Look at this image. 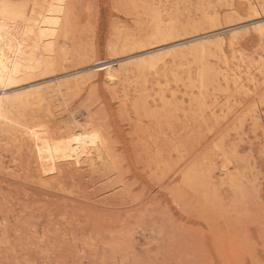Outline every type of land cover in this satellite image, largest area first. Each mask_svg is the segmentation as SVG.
Here are the masks:
<instances>
[{"label": "rangeland", "instance_id": "rangeland-1", "mask_svg": "<svg viewBox=\"0 0 264 264\" xmlns=\"http://www.w3.org/2000/svg\"><path fill=\"white\" fill-rule=\"evenodd\" d=\"M181 1L165 0L168 13L180 7L177 41L120 52L126 37L149 32L147 3L69 0L57 39L66 59L33 83L84 80L60 101L14 108V124L0 127V264H264V41L254 30L264 11L206 0L209 22L198 0ZM212 29L237 36L208 37L202 61L215 72L202 96L191 56L159 77L164 104L152 103L160 90L147 72L146 83L132 70L114 86L85 77ZM72 117L108 140L99 169L51 162L49 144Z\"/></svg>", "mask_w": 264, "mask_h": 264}, {"label": "bare ground", "instance_id": "bare-ground-1", "mask_svg": "<svg viewBox=\"0 0 264 264\" xmlns=\"http://www.w3.org/2000/svg\"><path fill=\"white\" fill-rule=\"evenodd\" d=\"M183 1L185 2L186 0ZM205 1L198 0L196 3L199 6H195V11L201 14V18L210 22V20H213L211 19L212 13H209L210 10L207 9ZM239 1L249 11L252 10L254 13L264 11V0ZM143 2L150 7L145 12L148 15L147 17H149V32L143 35L132 34L122 40L120 46L115 44L118 45L120 52L145 47L153 43H158L161 46L164 44L160 43L165 40L177 41L180 30L177 13L180 7L176 5L171 9L172 11L175 10V12L171 14L172 11L170 13L167 11L165 0H143ZM68 4L69 0H29L28 2L24 0H0V127H5L10 123L14 124L13 120L9 118V114L14 108L27 106V103L31 102V100L36 105H41L43 102L47 103L49 100L60 101L63 98L65 89L69 88L77 80L83 79L82 77L84 76H75L67 80L55 81L54 79L55 82L50 83H33L35 81L34 78L52 74L55 70L54 66L60 58L66 59L68 51H66L65 47L58 44L57 39L60 35H63L68 24ZM151 4L155 6L152 5V7ZM187 5L184 4L185 7ZM187 11L190 12V9L188 10L187 8ZM212 26L214 27L216 24ZM254 30L259 38L264 41V23L257 24ZM67 34L64 35V39ZM209 36L215 37L214 39L220 45L226 43L230 45L237 35L233 33L226 40L224 36L219 34V31L208 30L193 35V39H190L187 43L169 44L170 49H166L165 46L152 49L155 47L152 46V50L158 51L150 53L151 50L149 49L142 50L125 64L117 67L108 63L102 64L98 67V70H93L84 75L114 86L123 82L127 72L132 70H135L137 79L146 83L148 81L147 72L151 75V83L157 86L155 90H160L154 93L156 97L152 96V103L156 104L155 101L157 99L158 103L164 104L165 96L159 77L165 78L166 74L172 70L171 66L176 65L177 59H186V62L188 60L187 57L191 56L197 63L196 87L198 95L202 96L207 88L208 76L215 72L212 67L207 69L203 63V59L207 54L205 45L211 42V39L208 38ZM159 70L161 71L158 72ZM222 75L225 80H228L229 73L228 75ZM73 117L65 134L53 138L49 144L51 162L60 168L66 164L76 169H99L110 158L109 151L111 149L108 150V140L98 128L85 126ZM112 160L110 159L109 161ZM221 169L223 174L227 175L228 168L226 163H222Z\"/></svg>", "mask_w": 264, "mask_h": 264}]
</instances>
